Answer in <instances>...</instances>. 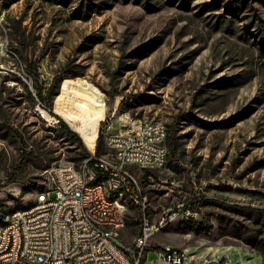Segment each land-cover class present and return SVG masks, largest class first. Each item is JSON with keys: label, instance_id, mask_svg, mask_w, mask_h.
I'll list each match as a JSON object with an SVG mask.
<instances>
[{"label": "rangeland", "instance_id": "rangeland-1", "mask_svg": "<svg viewBox=\"0 0 264 264\" xmlns=\"http://www.w3.org/2000/svg\"><path fill=\"white\" fill-rule=\"evenodd\" d=\"M123 113L162 121L177 148L132 167L146 207L127 210L133 264H168V247L187 264H264V0H0V228ZM173 212L135 245L144 213Z\"/></svg>", "mask_w": 264, "mask_h": 264}, {"label": "built area", "instance_id": "built-area-1", "mask_svg": "<svg viewBox=\"0 0 264 264\" xmlns=\"http://www.w3.org/2000/svg\"><path fill=\"white\" fill-rule=\"evenodd\" d=\"M101 132L108 148L106 155L91 152L79 166L55 165L59 181L49 183L37 196L38 207L15 213L10 224L0 228V264L33 260H41V264H70L71 260L80 264H132V250L122 233L108 230V221L121 220L122 206L106 197L102 184L98 189H87V182L95 175L111 177L117 195H127V187H134L145 211L143 190L132 167L147 168V162L165 167L170 157L169 131L166 124L142 122L123 113L116 121L113 117L104 119L98 135ZM183 214L194 213L186 210ZM178 216L173 212L154 225L144 213L138 248L144 250L151 237L161 231V224ZM96 220H105L106 228H96ZM158 254H164L168 264L188 263V255L174 248Z\"/></svg>", "mask_w": 264, "mask_h": 264}, {"label": "bare ground", "instance_id": "bare-ground-1", "mask_svg": "<svg viewBox=\"0 0 264 264\" xmlns=\"http://www.w3.org/2000/svg\"><path fill=\"white\" fill-rule=\"evenodd\" d=\"M142 122H159L160 124H164L162 121L154 120V119L142 120ZM150 167H156V162H147V168H150ZM156 168H161V167H156ZM49 175H50L49 183L57 184L59 181V173L55 169V167H53L50 170ZM101 184H102L103 190H106V197L110 198V200H113V203H120V206H122L121 220L108 221V230L110 232L120 231V233H122L124 228L126 227L125 223L127 224L126 218H127V210H128L129 204L133 202L135 204L142 205L140 198L137 197V195L135 194L134 187H127V195H117V191L115 190V182L111 181V177H106V179H102V175H95L94 177L90 178L89 181L87 182V189H98L101 187ZM34 207H38V200H35L33 204L27 207L15 209L13 212H11L8 215L5 221V224L2 227H6L7 225L10 224V222L12 221V217L15 213H19L22 211H29L33 209ZM183 215L186 216L187 218L189 217L191 218L194 216V214H183ZM172 221L173 220L164 221L161 224V230L165 228ZM96 228H106V221L96 220ZM139 243H140V236H138V238L136 239L135 245L138 247ZM128 249L130 248L128 247ZM158 260L164 261V254H158ZM27 264H41V260H33V262H27ZM70 264H80V263H79V260H71Z\"/></svg>", "mask_w": 264, "mask_h": 264}, {"label": "trees", "instance_id": "trees-1", "mask_svg": "<svg viewBox=\"0 0 264 264\" xmlns=\"http://www.w3.org/2000/svg\"><path fill=\"white\" fill-rule=\"evenodd\" d=\"M60 83H61V79L56 81L49 87L48 89V93L50 95V100L48 102V104H46L45 108L48 109V110H52L53 108V100L55 96L58 95V91H59V87H60ZM37 89V88H36ZM38 92H39V98H41L42 100L45 101L46 97L43 95V90L39 88L38 86ZM61 126L64 127L65 129H68L69 130V127L68 125L64 122V121H61ZM70 134L75 138L77 139L81 149H82V152L87 154L88 155V150L86 148V146L84 145L82 139L80 138V136L75 133V132H72L70 131ZM103 141H104V136L102 134V132L99 134V140H98V143H99V146H98V150H97V155L100 156L101 155V152H102V144H103ZM167 145L168 147H173L174 148V154L172 155V157L177 154V148H176V142H175V138L173 136V133L172 134H169V137H168V140H167ZM173 153V152H172ZM170 154H171V150H170ZM90 156V155H89ZM88 156V157H89ZM102 179H106V176L102 175ZM5 224V223H4ZM140 262L142 263L143 262V259L141 257L140 259Z\"/></svg>", "mask_w": 264, "mask_h": 264}, {"label": "crops", "instance_id": "crops-1", "mask_svg": "<svg viewBox=\"0 0 264 264\" xmlns=\"http://www.w3.org/2000/svg\"><path fill=\"white\" fill-rule=\"evenodd\" d=\"M129 228V227H128ZM128 228L125 230V228H124V230H123V232H122V237L127 241V242H130V241H132V239H134V237H135V234H132L131 233V231H129L128 230Z\"/></svg>", "mask_w": 264, "mask_h": 264}]
</instances>
